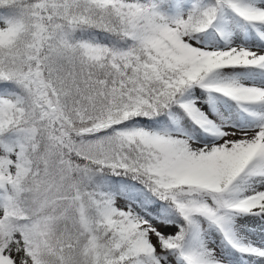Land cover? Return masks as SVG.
<instances>
[{
	"label": "snow or ice",
	"instance_id": "6c2138e0",
	"mask_svg": "<svg viewBox=\"0 0 264 264\" xmlns=\"http://www.w3.org/2000/svg\"><path fill=\"white\" fill-rule=\"evenodd\" d=\"M0 264H264V0H0Z\"/></svg>",
	"mask_w": 264,
	"mask_h": 264
}]
</instances>
